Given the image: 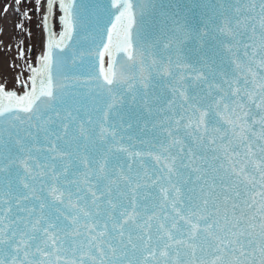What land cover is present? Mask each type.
I'll return each instance as SVG.
<instances>
[{"label": "snow or ice", "instance_id": "snow-or-ice-1", "mask_svg": "<svg viewBox=\"0 0 264 264\" xmlns=\"http://www.w3.org/2000/svg\"><path fill=\"white\" fill-rule=\"evenodd\" d=\"M32 7L42 53L0 83V264H264V0Z\"/></svg>", "mask_w": 264, "mask_h": 264}, {"label": "rangeland", "instance_id": "rangeland-1", "mask_svg": "<svg viewBox=\"0 0 264 264\" xmlns=\"http://www.w3.org/2000/svg\"><path fill=\"white\" fill-rule=\"evenodd\" d=\"M34 0H23V3L17 7L15 0H0V83H3L7 89L20 88L16 84V78L21 80L27 78L28 63L38 56L41 52V13H36L32 7ZM8 6L5 13L4 8ZM27 9L31 15V20H25V28L20 32L15 28V24L20 22L21 14ZM30 33V35H29ZM23 41L24 58L18 59V45ZM33 53L29 55V50ZM16 65V67H13Z\"/></svg>", "mask_w": 264, "mask_h": 264}, {"label": "water", "instance_id": "water-1", "mask_svg": "<svg viewBox=\"0 0 264 264\" xmlns=\"http://www.w3.org/2000/svg\"><path fill=\"white\" fill-rule=\"evenodd\" d=\"M45 35V34H44ZM43 43H44V38H43V30H42V33H41V53H42V46H43ZM33 53V49L31 48L30 50H29V55H31ZM35 60H36V58H34L33 60H32V63L33 64H35ZM27 75H28V73H27ZM8 90H17V91H21L22 89H20V88H14V89H8Z\"/></svg>", "mask_w": 264, "mask_h": 264}, {"label": "bare ground", "instance_id": "bare-ground-1", "mask_svg": "<svg viewBox=\"0 0 264 264\" xmlns=\"http://www.w3.org/2000/svg\"><path fill=\"white\" fill-rule=\"evenodd\" d=\"M41 54V52L38 54V56Z\"/></svg>", "mask_w": 264, "mask_h": 264}]
</instances>
